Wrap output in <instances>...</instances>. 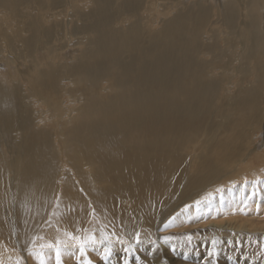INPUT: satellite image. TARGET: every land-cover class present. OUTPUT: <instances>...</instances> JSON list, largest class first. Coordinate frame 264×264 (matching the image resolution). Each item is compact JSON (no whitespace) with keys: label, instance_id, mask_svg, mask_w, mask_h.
Here are the masks:
<instances>
[{"label":"bare ground","instance_id":"6f19581e","mask_svg":"<svg viewBox=\"0 0 264 264\" xmlns=\"http://www.w3.org/2000/svg\"><path fill=\"white\" fill-rule=\"evenodd\" d=\"M263 97L264 0H0V220L24 244L60 218L78 227L116 167L146 231L168 211L149 203L160 194L190 205L160 236L262 220Z\"/></svg>","mask_w":264,"mask_h":264},{"label":"rangeland","instance_id":"374dc122","mask_svg":"<svg viewBox=\"0 0 264 264\" xmlns=\"http://www.w3.org/2000/svg\"><path fill=\"white\" fill-rule=\"evenodd\" d=\"M147 14L149 13L147 12ZM82 115L76 121L82 119L85 121ZM91 115L94 119L99 117L95 114ZM77 129L78 126L75 129H68V131L74 132ZM251 137L252 147L256 153L253 157L255 159V157L264 154V137L261 138L256 133L254 136L252 133ZM65 139L66 137L62 139V143L65 142ZM92 159L98 163L103 162L101 157ZM255 161L252 168L253 170L254 167L257 168V171L253 173L263 181L264 169H261V166H264V163L257 159ZM237 169L241 173L242 165L238 164ZM115 173L117 177L124 180L117 167ZM176 177L178 178V175ZM116 178L108 172L104 176V184L99 183L95 189L96 185L92 183L94 189H92L93 187L88 188L93 190V193L90 202L83 206L84 215L78 227L74 226L73 219L60 218L59 223L62 224V228L53 227V232L45 235L46 231L39 227L28 244H24L17 223L11 224L7 218L0 220L1 228L7 229L9 226L6 231L0 232V242L5 244L0 248V264H40L41 252L46 259V264H57L54 248L46 247L48 244L56 245L57 240L64 241L65 245L61 248V264H88L89 260L91 264H264V219L246 218L248 213H239L231 219L225 218L222 221H219L216 216L212 217L216 220L210 219L209 216L199 217V226H201L196 229L192 228V230L183 233L173 230L168 235L160 236L161 232L168 227L167 222L170 219L167 217H172L168 216V213L175 210L171 213L177 214L190 205L184 202L176 203L163 198L161 194L155 197L154 202L149 200V203L155 208L162 210L168 208V211L154 216L156 219L152 221V224H159L157 229L152 226V230L146 231L147 228L138 226L137 221L133 218V214H139L142 210L140 204L124 195L126 189H119ZM240 185L241 182L235 186L239 187ZM181 188L182 185L178 187L174 185L176 190L174 193H177ZM210 192L211 190H208L203 194L205 199L199 198L192 204L204 205L209 201L208 198H217V192L214 191L212 194ZM209 195L211 196L205 197ZM29 208L33 212L39 210L36 205L29 204ZM51 210L47 211L42 219V225H47L52 220V218L48 219V216L53 214L50 212ZM143 218L145 217L143 216ZM150 220L149 224L151 225ZM67 234H71L77 239H68ZM92 234H95L98 242L87 244L83 248L84 254L82 255V249L78 246L79 238H87ZM165 238H167V242ZM12 239H14L12 245H7ZM99 241H103V243ZM109 243L110 255L107 254ZM213 252L216 253L214 256L211 255Z\"/></svg>","mask_w":264,"mask_h":264},{"label":"snow or ice","instance_id":"6c2138e0","mask_svg":"<svg viewBox=\"0 0 264 264\" xmlns=\"http://www.w3.org/2000/svg\"><path fill=\"white\" fill-rule=\"evenodd\" d=\"M68 235V239H77V237H74L72 236L71 234H67ZM80 239V244L78 245L79 247H81L82 249V252L81 254L83 255L84 252H83V248L87 245V244H95L97 243V239H96V236L95 234H92L91 236L87 237V238H79ZM139 239L138 235H137V240ZM190 239V237H189ZM165 241L167 242V238H165ZM100 243H103V241H99ZM65 246L64 245V241L62 240H57L56 242V245H52V244H48L46 245V247H49V248H54L55 250V253H56V261H57V264H61V248ZM107 254L110 255L111 254V250H110V243L108 245V250H107ZM216 253L213 252L211 255H215ZM40 264H46V259L44 258L43 256V253L41 252L40 254ZM88 264H91V261L89 260Z\"/></svg>","mask_w":264,"mask_h":264}]
</instances>
